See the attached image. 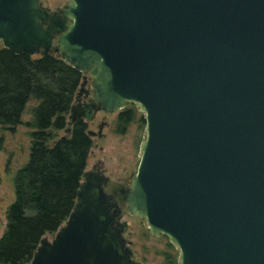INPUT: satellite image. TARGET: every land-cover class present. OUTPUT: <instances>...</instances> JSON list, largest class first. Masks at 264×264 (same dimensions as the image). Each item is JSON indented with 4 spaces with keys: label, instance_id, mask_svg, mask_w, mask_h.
Segmentation results:
<instances>
[{
    "label": "water",
    "instance_id": "1",
    "mask_svg": "<svg viewBox=\"0 0 264 264\" xmlns=\"http://www.w3.org/2000/svg\"><path fill=\"white\" fill-rule=\"evenodd\" d=\"M59 11L0 0L1 47L46 55L55 42L91 75L94 101L72 105L69 124L138 106L145 137L120 189L127 211L169 238L179 264H264V0H69ZM106 182L84 171L29 264H135Z\"/></svg>",
    "mask_w": 264,
    "mask_h": 264
},
{
    "label": "trees",
    "instance_id": "2",
    "mask_svg": "<svg viewBox=\"0 0 264 264\" xmlns=\"http://www.w3.org/2000/svg\"><path fill=\"white\" fill-rule=\"evenodd\" d=\"M81 80V72L51 53L34 57L0 48L1 128L12 132L28 101L37 102L28 161L14 178L0 237V264H29L40 239L55 233L73 209L92 145L86 123L66 124ZM133 114L131 108L118 113L115 133L125 132ZM60 130L68 136L54 140Z\"/></svg>",
    "mask_w": 264,
    "mask_h": 264
},
{
    "label": "rangeland",
    "instance_id": "3",
    "mask_svg": "<svg viewBox=\"0 0 264 264\" xmlns=\"http://www.w3.org/2000/svg\"><path fill=\"white\" fill-rule=\"evenodd\" d=\"M69 0H39V5L49 12L59 11ZM55 47V42L52 49ZM1 48V44H0ZM50 53L55 57H60L59 52ZM38 55H34L37 57ZM86 82L82 89H86L87 95L81 101L93 102L94 97L90 84L91 75L82 72V77ZM82 82V80H81ZM76 90L74 101H78ZM37 102L30 100L25 106L21 116V124L16 126L12 132L3 130L0 126V237L6 229V212L10 204L14 201V178L19 169L28 161L31 146L30 133L32 108ZM124 108L134 110L133 120L127 126L123 134L115 133L116 118ZM144 114L135 103L128 102L125 106L113 113L95 111L91 119L83 118L87 131L96 133L98 126L104 123L100 137L92 136V145L88 153L86 167L84 171L98 168L107 177L105 185L106 193L113 196L120 208L119 222L124 226L123 238L129 244L132 260L136 264H179V251L171 244L169 238L164 234L152 235L144 219L127 211V204L124 201L120 189H127L131 186L136 174L140 146L145 137ZM66 124L69 127V114L66 116ZM57 140L61 136H68L66 130L53 132ZM109 182V183H108ZM110 184V186H109ZM55 233L46 234L48 240L53 238Z\"/></svg>",
    "mask_w": 264,
    "mask_h": 264
},
{
    "label": "flooded vegetation",
    "instance_id": "4",
    "mask_svg": "<svg viewBox=\"0 0 264 264\" xmlns=\"http://www.w3.org/2000/svg\"><path fill=\"white\" fill-rule=\"evenodd\" d=\"M44 10H46V9H44ZM48 11V10H47ZM49 12V11H48ZM50 14H52V13H55L57 16H61V14H60V11H56V12H49ZM55 37H56V35H55ZM87 95V91H86V89H82L81 90V93H80V95L78 96V101H77V103L78 104H81V105H89L90 103H92V102H90V103H87V102H85V101H81L82 100V97H84V96H86ZM91 113H92V115L94 116V111H91ZM99 171L100 173H101V171L98 169V168H96L95 167V169H92V170H89V171ZM102 174V173H101ZM109 183V182H108ZM106 184H107V182H106ZM105 184V185H106ZM108 185V184H107ZM109 186H110V184H109ZM104 188H105V186H104ZM104 191H105V189H104ZM106 192V191H105ZM108 194V193H107ZM112 196V195H111ZM112 199H113V201L117 204V202H116V200H114V198H113V196H112ZM118 205V204H117ZM118 207H119V205H118ZM120 209V208H119ZM119 217L120 216H118V222H119ZM124 233V232H123ZM125 240V239H124ZM125 245H126V247L128 248V249H130L129 248V244L125 241ZM132 255V254H131ZM130 259L132 260V256L130 257ZM132 262H134L133 260H132ZM135 263V262H134ZM136 264V263H135Z\"/></svg>",
    "mask_w": 264,
    "mask_h": 264
},
{
    "label": "bare ground",
    "instance_id": "5",
    "mask_svg": "<svg viewBox=\"0 0 264 264\" xmlns=\"http://www.w3.org/2000/svg\"><path fill=\"white\" fill-rule=\"evenodd\" d=\"M148 227V226H147ZM176 247V246H175ZM176 249H177V247H176Z\"/></svg>",
    "mask_w": 264,
    "mask_h": 264
}]
</instances>
